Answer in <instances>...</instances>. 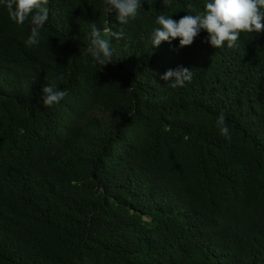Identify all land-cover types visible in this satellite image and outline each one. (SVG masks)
Here are the masks:
<instances>
[{
    "label": "trees",
    "instance_id": "1",
    "mask_svg": "<svg viewBox=\"0 0 264 264\" xmlns=\"http://www.w3.org/2000/svg\"><path fill=\"white\" fill-rule=\"evenodd\" d=\"M205 2L141 0L121 25L104 0H41L35 45L0 4V264H264V31L151 45L156 16ZM177 66L183 87L161 79ZM46 84L68 94L44 106Z\"/></svg>",
    "mask_w": 264,
    "mask_h": 264
},
{
    "label": "clouds",
    "instance_id": "2",
    "mask_svg": "<svg viewBox=\"0 0 264 264\" xmlns=\"http://www.w3.org/2000/svg\"><path fill=\"white\" fill-rule=\"evenodd\" d=\"M0 4L7 9L10 19L17 24H23L31 16L32 27L26 43L37 44L39 29L48 19L47 10L43 8L41 0H0ZM104 6L109 13H115L121 25H126L129 20L137 17L141 0H104ZM155 25L149 33L152 47L159 46L161 42L171 43L176 38H179L180 47L188 46L203 30L207 32L206 42L211 46L221 48L226 43L228 48H234L237 47L241 32L264 31V0H206L202 12L189 13L178 20L161 14L155 17ZM100 31L96 25H91L87 54L103 66L112 61V52L109 41L103 39ZM113 35L123 37L125 33L121 30ZM161 79L169 81L172 87H183L185 82L191 81L192 73L189 68L177 66L165 71ZM67 94V90L59 89L55 84H46L38 100L42 101L44 106L51 107L58 104ZM217 126L222 135L229 136L223 113L217 118Z\"/></svg>",
    "mask_w": 264,
    "mask_h": 264
}]
</instances>
